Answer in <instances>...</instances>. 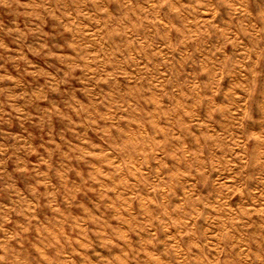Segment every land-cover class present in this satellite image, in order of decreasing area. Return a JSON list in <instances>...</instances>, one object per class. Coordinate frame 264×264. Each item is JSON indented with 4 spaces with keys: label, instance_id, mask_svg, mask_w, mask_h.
I'll list each match as a JSON object with an SVG mask.
<instances>
[{
    "label": "rangeland",
    "instance_id": "rangeland-1",
    "mask_svg": "<svg viewBox=\"0 0 264 264\" xmlns=\"http://www.w3.org/2000/svg\"><path fill=\"white\" fill-rule=\"evenodd\" d=\"M0 264H264V0H0Z\"/></svg>",
    "mask_w": 264,
    "mask_h": 264
}]
</instances>
